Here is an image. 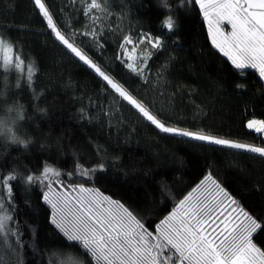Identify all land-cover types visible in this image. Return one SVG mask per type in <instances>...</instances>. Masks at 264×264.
<instances>
[{
    "label": "trees",
    "instance_id": "16d2710c",
    "mask_svg": "<svg viewBox=\"0 0 264 264\" xmlns=\"http://www.w3.org/2000/svg\"><path fill=\"white\" fill-rule=\"evenodd\" d=\"M42 2L70 42L166 126L264 147L263 134L247 127L249 120H264V80L255 69H236L212 45L194 0H105L110 15L93 10L101 16L95 24L81 0ZM168 18L171 30L164 27ZM92 30L95 38L83 35ZM125 35L139 49L137 64L146 60L143 76L120 61ZM142 35L161 39L162 46L141 44ZM0 39L23 61L22 70H4L0 59V117L15 119L14 132L28 142L22 147L0 136V176L18 174L11 198L0 197L12 217L8 227L20 234L19 244L8 237L15 249L3 250L8 264L91 259L78 245L69 247L51 223L47 188L24 183L46 164L61 172L67 190L77 184L97 189L150 231L208 174L264 225V157L160 132L55 39L34 0H0ZM8 106L19 107L23 119ZM77 165L95 171L81 176ZM253 242L264 250V231Z\"/></svg>",
    "mask_w": 264,
    "mask_h": 264
},
{
    "label": "snow or ice",
    "instance_id": "6c2138e0",
    "mask_svg": "<svg viewBox=\"0 0 264 264\" xmlns=\"http://www.w3.org/2000/svg\"><path fill=\"white\" fill-rule=\"evenodd\" d=\"M166 3V0H164ZM199 6L212 45L228 58L239 70L252 68L264 79V0H194ZM84 4V13L92 24L101 19L93 10L110 15L105 0H90ZM39 14L47 22V28L55 39L75 57L93 69L123 101L154 125L160 132L188 137L232 149L257 153L264 157V147L242 144L228 139L166 126L140 101L135 99L121 85L116 83L98 67L80 48L54 23L52 15L42 0H34ZM224 25L230 26L225 31ZM164 27L173 29L174 21L168 18ZM83 35L96 37L95 30ZM147 42L151 49L162 46L159 38L142 35L140 43ZM128 45H132L129 50ZM126 57V67L143 76L144 64L136 63L137 46L131 36L125 35L120 44ZM12 47L0 39V59L4 70H22L23 61L19 55L13 59L9 53ZM34 69L27 68V79H33ZM12 111V109H9ZM16 119H23L16 107ZM15 123V119L11 121ZM247 127L258 134H264V120H249ZM9 128L8 132L11 133ZM14 141L18 138L12 136ZM25 143H28L27 141ZM103 166L101 165V168ZM81 176H89L95 169L84 170L77 165ZM61 172L45 165L38 175H27L24 183L39 182L47 188L43 199L52 210L51 223L66 239L69 247L77 245L83 254L90 257L84 261L68 255L52 260L51 264H264V250L253 242L254 234L264 231V225L240 208L238 202L213 178L206 175L199 184L175 204L172 210L150 231L145 224L124 204L103 195L97 189L82 184L69 185L67 190L59 181ZM18 174L12 172L0 176V197L11 198V182ZM59 184V190L53 184ZM75 193V195H73ZM12 217L5 211V201L0 198V264H8L3 256L5 248L15 252L8 237L15 236L19 244V232L8 227ZM57 254L54 253L55 257ZM17 264H20L18 261Z\"/></svg>",
    "mask_w": 264,
    "mask_h": 264
},
{
    "label": "clouds",
    "instance_id": "9594fccd",
    "mask_svg": "<svg viewBox=\"0 0 264 264\" xmlns=\"http://www.w3.org/2000/svg\"><path fill=\"white\" fill-rule=\"evenodd\" d=\"M9 109H12V111H9ZM8 112H15V108H13L12 106H8V109H7ZM11 120L8 118V116H4V117H0V136H3L5 137L9 142L13 143V144H19L21 145L22 147H26L27 146V143L25 139H23L22 137H20L19 135H17L12 126H11ZM11 128L12 131L11 133L8 132V129ZM15 136L18 138V141H14L12 139V136Z\"/></svg>",
    "mask_w": 264,
    "mask_h": 264
},
{
    "label": "rangeland",
    "instance_id": "374dc122",
    "mask_svg": "<svg viewBox=\"0 0 264 264\" xmlns=\"http://www.w3.org/2000/svg\"><path fill=\"white\" fill-rule=\"evenodd\" d=\"M97 13V12H96ZM202 16H203V14H202ZM203 20H204V18H203ZM205 22V21H204ZM205 25H206V28H207V31H208V27H207V24H206V22H205ZM224 28H225V31H230L231 29H230V26H228V25H224ZM71 41V40H70ZM134 41V40H133ZM122 42H123V40H122ZM121 42V43H122ZM128 48H129V50L132 48V45H128ZM120 50V61L125 65V67H126V63H127V59H126V57L125 56H123L122 55V49L120 48L119 49ZM223 54V53H222ZM9 55L11 56V53H9ZM138 59H139V49H137V53H136V63H138ZM2 60V59H1ZM145 60V59H144ZM127 68V67H126ZM128 69V68H127ZM252 69V68H251ZM129 70V69H128ZM130 71V70H129ZM132 72V71H131ZM132 73H134V72H132ZM134 74H136V73H134ZM137 75V74H136ZM262 79V78H261ZM262 80H264V79H262ZM263 137H264V134H263ZM223 146V145H222Z\"/></svg>",
    "mask_w": 264,
    "mask_h": 264
}]
</instances>
